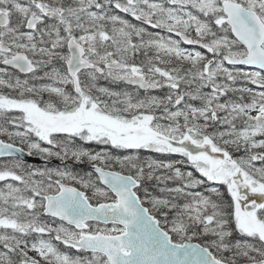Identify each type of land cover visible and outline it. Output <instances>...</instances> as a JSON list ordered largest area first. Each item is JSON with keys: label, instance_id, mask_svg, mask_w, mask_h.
<instances>
[{"label": "snow or ice", "instance_id": "1", "mask_svg": "<svg viewBox=\"0 0 264 264\" xmlns=\"http://www.w3.org/2000/svg\"><path fill=\"white\" fill-rule=\"evenodd\" d=\"M0 264H264V0H0Z\"/></svg>", "mask_w": 264, "mask_h": 264}]
</instances>
